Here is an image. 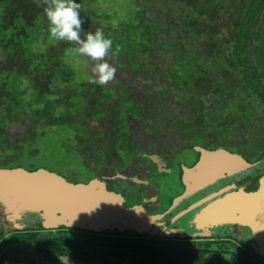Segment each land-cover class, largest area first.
<instances>
[{"label":"rangeland","instance_id":"obj_1","mask_svg":"<svg viewBox=\"0 0 264 264\" xmlns=\"http://www.w3.org/2000/svg\"><path fill=\"white\" fill-rule=\"evenodd\" d=\"M75 2L81 5L80 12L85 20L83 25L85 32L82 33V36L88 32H94L100 27L105 29V25L107 27L110 26L109 31L122 29V32H125L123 36L112 34V37H110L113 41V49L107 59L117 70L115 79L107 86L96 84L93 86L89 80L92 77L94 62L86 57L71 54L68 51L69 46L64 45V42L50 39L47 31V19L39 20L34 31L28 34L34 37V42L30 46H26L28 51H26L25 57L31 58L27 62L33 64L37 54H44L46 45L54 47L50 50H53L56 57L61 56L64 50L66 52L62 55V58L56 59L57 63L55 66L53 65L54 62L51 61V66H54L50 67L51 72H48L49 66H46L48 69L43 67V69L47 70L43 74L47 76L46 78L41 79L38 75L32 77L36 84L41 80V83L44 85L43 92L45 93H43V97L40 96L42 89L40 90L39 87L33 89L28 81L19 78L23 76L22 67H19V70L22 71L18 75H13L11 74L12 72L6 73V75H9L8 79H6L4 76L5 69L7 68L3 69V65H0L2 69L0 87L3 86V89H0V91H5L4 94H8L7 97H5L6 95L0 96V106L11 105L15 108L17 104L20 105L21 103V106L23 105V110H11L8 112L11 113V122L6 120L0 121L1 166L12 165V163L19 159L18 164L23 168H29L33 165L42 166V164L53 169L68 167L73 170V174H78V179L81 181L87 179L90 172H92L93 175L94 173L96 174L99 182L105 184L108 181L111 184H117V186L119 184L127 190L131 197L130 201L134 205L129 206L127 204L124 206L123 201L124 207L132 208L140 205L146 192H150V195L154 194L156 197H159L162 205L161 211H163V206L167 204L164 211L165 215L168 216L171 213L174 214V212L176 214L180 208H185L187 203H191L209 192L207 189L201 191L191 199L189 198L181 203L179 208H176L177 210L172 209L175 200L184 195V191L187 189L186 174L184 171L182 172V165L179 166L181 164L180 161L183 159L192 160L194 156L197 158L198 153L195 150L190 153H181V159L180 157H176V162H178L176 169L171 173H166L165 171L157 170L154 166H150L148 162L142 159V161L131 160V158L127 159L129 156H136L139 153L145 154L147 149L143 142L149 141L150 138L143 135L150 136L152 133L159 131L160 133L155 137L161 138L162 142H164V138H167L169 134L165 130L170 129L165 124L166 119L168 124L171 123L170 125H172L174 123L175 127H178V130H182L186 125V121L187 123L189 122L187 128L191 134L207 129L215 133L229 131L233 123L244 120L251 126L247 130L252 129L254 131L253 138L255 139V143L257 145L262 144V142L264 143V134L260 138V135H257L258 132H264L263 111H261V118H259L260 113L250 103V98L246 94L235 93L233 96L227 97L228 100L230 99L229 101L227 99L224 101L220 97L215 96V94L210 96V92L205 94V91L201 90V95L203 96L193 98L192 95L195 94V90H185L180 79L186 69H180L176 60L172 62V56L168 53L161 52L158 48H150L151 46L148 47L149 44L139 48L138 51L131 52L132 48L138 47V45L133 44L134 41L132 39H135V41L138 39L139 41V37L141 36L136 31H133V25L139 23V17H137L139 16L138 10L147 16L146 19L154 17V19L160 22L162 19H165L164 15L158 10L157 3L151 1L144 3L143 0H75ZM223 5L225 7L227 3L223 2ZM212 20L216 25L223 23L226 28H229L228 21L230 20H228V16L223 14V11L216 13V16ZM85 25L90 26L88 31L85 30ZM143 25L144 21L142 20V28ZM139 27L138 25V29ZM106 30H104V33H106ZM226 32L228 33V30ZM164 38L167 37H159V42L168 41V38L166 40ZM145 39L149 41L148 43H152V38L147 37V35ZM121 40H123L122 43H120ZM117 47L120 49L119 53L115 52ZM130 47L131 50L129 49ZM200 50L198 51L203 53ZM141 52L147 55L143 56ZM142 57L145 59L143 63ZM16 61L18 62V60ZM130 63L136 65L133 70L130 68ZM18 64L24 66L23 62H19ZM12 69L18 71L17 66ZM31 69H33L32 65H30ZM14 76L17 77L13 78ZM82 84H84V89L80 87ZM17 86L18 89L23 90L20 97L15 93L18 90ZM196 88L199 89L198 87ZM25 91L26 93L23 94ZM83 92L86 94L84 107L81 108L85 109L83 113L77 115L76 119L72 115L71 118L74 121L70 125L66 123L67 121L63 123L58 118L53 122L54 117H59L69 107L67 106L69 102L73 103L77 99V97H72L67 102L65 100L67 99L66 96L75 93L79 96ZM35 96L38 100H41L38 102ZM77 101L82 103L81 97ZM94 103L95 107H93ZM240 103L243 104L244 109L238 110ZM115 107H120L119 111ZM243 110H251L254 117H248L246 114H243ZM4 112L5 109L0 107V115L4 114ZM101 112L103 115L99 116L98 114ZM155 113H158V115ZM177 113L180 114L174 119V115ZM65 117L67 118L68 116ZM138 117L141 120L136 121ZM202 121L209 122L204 124ZM32 122H35V124ZM122 122L126 123L122 125ZM133 125L135 126L134 129L139 130V133L142 132V145H140L138 140L134 139L136 135L130 136L135 145H128L126 141H124L126 145L122 143V145L118 144L126 135L125 131L120 132L121 128L125 126L124 128L127 130L126 127L130 129ZM75 128L83 130V137L81 139L79 137L76 138V135L72 133V129ZM107 128H110L108 132ZM104 130V135H97L98 132ZM241 133L243 132L241 131ZM236 136L239 144L246 137L249 140V134L246 133L243 139L239 132ZM239 136L240 138H238ZM258 138L261 140H258ZM193 142L194 140L190 138L188 142L180 144V151H188L189 147L192 148L191 144ZM92 144L97 145L100 151L109 154L114 162L117 163H106L108 158L104 154H102V157H99V152L95 150ZM250 144L252 146L253 142H250ZM7 146H10V148L8 149ZM185 146L187 148L183 149ZM66 150L72 152L69 158H67ZM115 165L121 167H116ZM67 176L69 179H73L70 172L67 173ZM219 186H221L220 183L214 186V189L219 188ZM114 193L117 195L119 201L123 199L119 191L115 190ZM149 206L157 207L158 205L148 204V208H150ZM142 210L144 211L143 207ZM162 214L155 213L151 216L158 217V215ZM158 220L160 222L161 219ZM2 222L0 218V230L8 231L3 227ZM32 222L28 219L24 220L25 224H31ZM159 222L156 223L158 228H160ZM5 225L9 230H12L6 223ZM174 229H176V234L178 235L176 238L182 237V239L189 240L206 238L201 236L190 237L196 233L195 228L190 223V215L175 220L166 231L172 233L171 230ZM223 229L224 227H220L212 230L210 237H220L221 235H217L216 233ZM240 231L247 236L249 235L245 230L239 229ZM159 232V229L156 230V233ZM245 243L250 246V242ZM68 262L69 264H76L71 262V260H68ZM0 264H66V259H55L49 256L37 258L31 244L10 245L0 251ZM90 264L98 263L92 262ZM226 264L233 263L227 261Z\"/></svg>","mask_w":264,"mask_h":264},{"label":"trees","instance_id":"obj_2","mask_svg":"<svg viewBox=\"0 0 264 264\" xmlns=\"http://www.w3.org/2000/svg\"><path fill=\"white\" fill-rule=\"evenodd\" d=\"M169 1L171 0H155L154 2L157 3V6L160 5L158 8L163 10V7L169 4ZM223 2L227 3V6L224 7ZM174 3H176L175 0H172L170 5H168L169 10ZM221 11L230 20L228 21L229 28H226L223 23L216 25L212 20L216 16V13H220ZM137 12L139 13V16H137L139 20L142 19V11L138 10ZM169 13L171 12L169 11ZM185 13L186 15L189 14L187 18L182 17ZM173 16L175 24L168 21L167 25L165 23L166 20H161V25L169 29V36H166L168 38L167 42H159V36L167 30L156 32L155 28L160 22H157L155 19L145 21L143 28L142 23H135L133 31H136L141 36L139 37V41L138 39L137 41L132 39L135 42L133 44L138 45V47L134 45L136 48H132L133 50L130 47L131 52L138 51L139 48L149 44L148 47L151 46L150 48H158L159 51L168 53L172 56V62L176 60L180 69H186L180 78L185 90H195L196 96L201 95V90L207 89L210 91V93L208 92L209 95L215 94L216 96L218 94L217 97L220 98L227 95L231 90L242 92L250 98V103L256 107L257 112L260 113L259 118H261V111H263L262 115H264V0H191L183 13L182 9H179L177 17ZM138 25L140 26L139 29ZM226 30H228L229 34ZM225 32L226 34H224ZM146 35L152 38V43L146 41ZM23 43L24 41L21 42V44ZM199 49L203 53H200ZM26 51H28V48H24L22 57L25 59V67L20 64L17 65L18 71H14L16 73L13 75H17V72L20 73L22 70V75L27 72H30L31 75L32 73L38 74V70L42 71L44 70L43 67L46 68V66H49L48 72H51L50 67L55 66H51V57L45 56V54H37L36 60L32 64L31 62H27L31 58L25 57ZM141 54L143 56L147 55L142 52ZM144 61L145 59L142 57V63ZM30 65L33 67L31 70ZM135 66V64L130 63L132 70ZM3 67L5 68L4 63ZM19 67L23 69L20 71ZM1 73L2 69L0 70ZM6 73H8L7 70L4 77L8 79L9 75H6ZM16 77L14 76L13 78ZM19 78L23 79V76ZM28 82L31 84V88L35 89L39 87L40 90L42 89L40 96L43 97V93H45L43 92L44 85L37 86L34 80ZM83 85H80L81 89H84ZM92 85L94 86V84ZM0 89L3 88L0 87ZM179 89L184 91L181 88ZM36 90L38 91V89ZM22 91L18 89L15 93L20 97ZM4 92L1 91L0 95H6L5 97H7L8 94H4ZM71 95L66 96L67 99L65 100L67 102L72 97H77V99L81 97L82 103H79L77 99L73 103L69 102L67 104L69 107L59 117H54L53 122L58 118L63 123L67 121L66 123L70 125L74 121L71 118L74 112L79 111L83 113L85 109L81 108L84 107L86 94L83 92L79 96L76 93ZM231 96L233 94L229 97ZM192 97L194 98V95ZM22 107L23 105L21 106L20 103L15 108L21 109ZM93 107H95V103ZM120 107H115V109L119 111ZM3 108L5 109V113L2 114L1 121L6 120L11 122V113H8L10 112L9 108L6 109L5 106ZM240 109H244L242 103L238 105V110ZM243 114H246L248 117H254L251 110H243ZM98 115L103 114L101 112ZM65 116L68 117L66 118ZM32 123L35 124V122ZM248 127H251L248 122L239 120L231 125L229 131L214 133L216 136L212 141L216 143H211V147L207 148V150H220L231 147L228 146L231 144L229 140L237 142L236 135L239 132L242 139L245 133L249 134V140L246 137L240 141V144L237 142V148L239 147L243 152L246 151V153H248L247 151H250L251 154L255 153L256 158L261 157L264 155V143L262 142V144L257 145L253 138L254 131L252 129L247 130ZM82 132L83 130L81 131L79 128L72 129V133L76 135V138L79 137L81 139L83 137ZM262 134L264 132H258L257 135H260V138ZM259 138L258 140H261ZM235 142L231 144L234 150H236ZM250 142H253L252 146ZM121 143L126 145L125 142H118V144L122 145ZM217 144H220L219 146L221 147ZM195 146L201 148L199 147L200 145ZM71 153L70 150H66L67 158H69ZM102 154L106 157L108 155L106 152H102ZM111 160L108 159L106 163H117ZM249 161L253 162L254 160ZM5 167L8 169L23 168L19 164ZM40 167L42 166L34 165L26 169L35 170ZM47 170L60 174L63 178H68L65 174V169L61 172L58 169L48 167ZM248 176H245L244 181L242 180L243 182H246L247 179L251 181L246 185L245 191L254 190V186L257 183V176ZM93 179L92 174H90L85 180L81 181L76 177L74 180L71 179V182L87 183ZM0 218L3 221V227L8 230L6 231L7 233L0 230V251L10 245L31 244L37 258L43 256L55 259L68 258V260L76 264H90L92 262L98 264H226L227 261H231L233 264H260L259 260L254 258L252 252L248 250L240 239L233 235L212 236L202 238L201 240L168 239L157 236L119 234L117 232L92 233L72 227L43 230L38 222H32L25 229L18 231L9 230L6 227L1 209ZM226 232L228 233L229 231Z\"/></svg>","mask_w":264,"mask_h":264},{"label":"water","instance_id":"obj_3","mask_svg":"<svg viewBox=\"0 0 264 264\" xmlns=\"http://www.w3.org/2000/svg\"><path fill=\"white\" fill-rule=\"evenodd\" d=\"M193 150L198 153L196 163L190 167L181 166L186 174L187 189L175 200L172 209L179 208L181 203L201 191L207 189L209 192L187 203L176 214L172 210L174 214H170L169 223L190 215V223L196 230L192 238H209L211 231L220 227L245 230L249 233L251 250L264 260V175L258 179L254 192L246 193L233 184L216 190L214 186L219 181L242 173L247 162L226 150L198 147ZM0 209L7 226L18 231L29 225L24 223L28 219L38 222L43 230L72 227L92 233L178 237L176 229L168 233V227L161 228L159 224L158 228L156 223L160 218L145 214L142 203L132 208L124 207L123 199L119 201L97 178L87 183H73L69 178L42 168H0ZM164 215L165 211L162 218ZM158 229L160 232L156 233Z\"/></svg>","mask_w":264,"mask_h":264},{"label":"flooded vegetation","instance_id":"obj_4","mask_svg":"<svg viewBox=\"0 0 264 264\" xmlns=\"http://www.w3.org/2000/svg\"><path fill=\"white\" fill-rule=\"evenodd\" d=\"M146 1L154 2L155 0H146ZM146 1L143 0L144 3H146ZM171 2H172V0L169 1V4H166V6L163 7L164 11L161 8H158V10L164 15V17H165L164 20H166L165 23L167 25H168V21H169V23L175 24V22L173 21L174 20V18H173L174 16L173 15H175V18H176L177 15H178V10L179 9H182V13H183V11L186 9V6L189 5L191 0H175L176 3H174L172 8L169 10L168 5H170ZM162 4L164 5L163 2H162ZM159 6L160 5H158V7ZM151 11H152V9H151ZM169 11L171 13H169ZM188 16H189V14L186 15V13H185V15H183L182 17L183 18H187ZM45 18H46V16H45V13L43 11V6L40 5L39 0H0V65H3V63H4L5 67L7 68L5 70H7V71L9 70L8 72H12L11 74H15L16 72H14V70L12 69V66L14 68L15 66L19 65L18 64L19 62H23L24 65H25V59L22 58L23 54H24V48H27L26 47L27 45L30 46L31 43L34 42V37H31V35L29 36L28 34L32 33L34 31V29L36 28L35 26L37 25L39 20L45 19ZM146 18H147V16H145L144 13H143L142 19L138 20V22L142 23V20H143L144 23H145V21L154 20V17H152L151 19H146ZM157 22H160V21H157ZM161 22L155 28V31L159 32V31H162V30H167L164 34H161L159 37L169 36V33H168L169 29L167 27H164L163 25H161ZM105 26L106 27L103 30L107 29L106 33H104L106 38L110 39V37H112L111 36L112 34L117 35V36H123L125 34V32H122V29L109 31L108 29H109L110 26L109 27H107V25H105ZM100 28H102V27H100ZM89 29H90V26L89 25H87V26L85 25V30L88 31ZM23 39H26V40H23ZM22 41H24L23 44H21ZM122 41L123 40H121L120 43H122ZM36 42H38V41H36ZM64 45H66V46L68 45L69 46L68 50L71 47L74 46V45L68 44L67 42H64ZM18 48H19V51H18ZM53 48H52V46L48 47V45H46V47L44 48V50L46 49L44 51V54H45V56L51 57L52 61L54 62L53 65H56V63H57L56 59L57 58H62V55L66 52V50H64V52L61 54V56L56 57V56H54L55 54L53 53V50H50V49H53ZM20 59H21V61H20ZM16 60H18V62ZM26 67H28V66H26ZM3 69H4V67H3ZM45 69H48V68H45ZM45 69L42 70V71L38 70L39 71L38 74H33L32 73V75H31L30 72H27L26 74L23 75V79L25 81L33 80L32 77L34 75H38V76L41 77V79H44V78L47 77V76L43 75L44 72L47 71ZM0 70H1V68H0ZM17 75H18V72H17ZM38 80H40V79H38ZM36 85L37 86H43V84L41 83V80ZM203 91H205L204 93L210 92L207 89L203 90ZM0 93H1V91H0ZM25 93L26 92H23V94H25ZM194 93H195V91H194ZM235 93H239L240 94L242 92L231 90V91H229V93L227 95L221 96V98L224 101L226 99L228 100L227 97L230 96L231 94H235ZM213 95L214 94H211L210 96H213ZM197 96H203V95H196L194 97H197ZM216 96H218V94H216ZM4 106H5L6 109L9 108L10 111L11 110H13V111H19L20 110V109L13 108L11 105H9V106L8 105H4ZM4 106H0V107L3 108ZM21 110H23V107L21 108ZM80 114L81 113L79 111L78 112H74V118L76 119V116L80 115ZM155 114L158 115V113H155ZM179 114L178 113L175 114L174 115V119H176ZM1 116L2 115H0V121H1ZM138 120H141V118H139V117L136 118V121H138ZM165 122H166L165 124H167L168 128H170V129H166L165 130V131H168L169 134H168L167 138H164V142H162L161 138H156L155 137L158 133H160L159 131H156L155 133H152L150 136L149 135H143L144 137L150 138L149 141H147V139H146L147 142H145V141L143 142L145 148L147 149V151L145 152V154L139 153L136 156H134V155L129 156V157H127V159L131 158V160L136 159V160H139V161L144 160V161L148 162V164L150 166H154L157 170L165 171L166 173H168V172L171 173L178 166V162H176V160H177L176 157L177 158L180 157V159H181V155H180L181 153H183V152L184 153L192 152V150L194 148H196L195 145H200L199 147L207 150V148L211 147L210 146L211 143H213V144L216 143L215 141H212V140H214L216 135H214L215 132H213L211 130L209 131L207 129L205 131H199L198 133L191 134L189 129L187 128L188 124H189V122L187 123V121L185 122L186 125L182 128V130H178V127H175L174 123H172V125H170L171 123L168 124L167 123V119L165 120ZM207 122H209V121H207ZM207 122L205 121L203 123L205 124ZM125 123L126 122H122V125L125 124ZM210 125H211V123H210ZM124 127L121 128L120 132L125 131L124 133H126V135L119 142L126 141V143L128 145H135V143L133 142L132 138H130V136L136 135V137L134 139L138 140L140 145H142V132L139 133L138 129H134V127H135L134 125L130 129H129V127H126L127 130ZM1 129H2V127H1ZM109 130H110V128H107V132ZM104 133H105V130L101 131V132H98L97 135L98 136H102V135H104ZM189 137L194 140V142L191 144L192 148L191 147L188 148L189 152L187 150H185V151L181 150L180 151V149H181L180 144H182V143H184L186 141L188 142L190 140ZM208 139H210V140H208ZM234 142L235 141H230L231 144L234 143ZM236 143L237 142H235V149L236 150H234V148H233V146L231 144L228 145V146H231V147H226L225 149L222 148L220 150H226V151H228L231 154H237L238 156L243 158L247 162V164L249 166L247 165V168H245L242 171V173L235 174V175H233L231 177H228L227 179L219 181L218 183L221 184V186H219V188H223V187H225L228 184H233L235 187H242L243 191L246 192V193L254 192L258 188V179L262 175H264V155H262L259 158L258 157L256 158V154L255 153L251 154L250 151H247L248 153H246V151L243 152L242 149H240L239 147L237 148ZM92 145H94L95 150L99 152V157H102L103 156L102 155V151H100L99 148L95 144H92ZM153 145H155V146H153ZM217 145L219 146L220 144H217ZM219 147H221V146H219ZM7 148L9 149L10 146H7ZM186 148H187V146H185V148H183V149H186ZM149 149H150V151H149ZM79 158H80V156H79ZM107 158L110 159V160L112 159L109 154L107 155ZM18 160L16 162L13 161L14 163H12V165L18 164ZM152 160L156 161V162H153ZM196 160H197L196 156H194V158H192V160L190 159L189 161H186V162L184 160H181L180 161L181 164H179V166H181V165H184V166L186 165L187 166L188 165V167H190V166H192L193 164L196 163ZM249 160H254V161L250 162ZM12 165L8 164V167L12 166ZM4 167L5 166H1L0 165V168L8 169V168H6V167L4 168ZM30 167H32V166H30ZM48 167L49 166H45V164H42V167H40V168H42V169H44L46 171H49V170H47ZM116 167H121V166L116 165ZM9 169H11V168H9ZM22 169H26V168H22ZM36 169H38V168H36ZM55 169H58L61 172H63V169H65L67 173L70 172L72 177H73V180L76 177H78L77 173L73 174V170H71V168L58 167V168H55ZM49 172H52V171H49ZM66 172H65V174L67 176ZM53 173H55V172H53ZM55 174H57V173H55ZM90 174H92V172H90ZM258 174H259V176H258ZM57 175H60V174H57ZM248 175H251L252 177H256L257 176V179H256L257 183L254 186V190H248V191L246 190L245 191L244 189H245L246 185L249 184V182H251L250 179H247L246 182H243L244 181L243 179L245 178V176H248ZM251 176H248V177H251ZM92 177L93 178H97L95 173H94V175L92 174ZM239 182H241V183L238 184ZM105 185H106V188L108 190L112 191V192H115V190H117V192L119 191V193L121 194V196L123 198L124 206H126L127 204H129V206H133L134 205V203L130 201L131 200L130 195L128 194L127 190L123 186H121L119 184L117 186V184H111L108 181H107V183H105ZM148 204L149 205L157 204L160 207H158V206L157 207L156 206H151L150 207L149 206L150 208H148ZM142 207H143V209L145 211V214H147L148 216H151L152 214H155V213H158V214L161 213L162 214L164 212V208H163V211L160 210L162 205L160 203L159 197L158 196L156 197L154 194L150 195V192H148V193L146 192L145 197H143V199H142ZM163 207H167V204L164 205ZM151 208H152V210H151ZM158 217L161 219L160 220V224L162 225L161 228L165 227V226L169 227V225H170L169 221L172 218L171 215L165 216L164 218H162V215H158ZM240 230H242V229H240ZM226 231H229V232L227 233ZM216 234L217 235H221V236L222 235L223 236L224 235L236 236V238H239L240 241L248 248V250L250 252H252L254 258L259 260L260 264H264V260L261 259L255 252H253L251 250V246H249V245H247L245 243V242H250L248 240L249 239V235L248 236L245 235V233H243L242 231L239 232V228H237V227L224 228L223 230L217 231Z\"/></svg>","mask_w":264,"mask_h":264},{"label":"clouds","instance_id":"obj_5","mask_svg":"<svg viewBox=\"0 0 264 264\" xmlns=\"http://www.w3.org/2000/svg\"><path fill=\"white\" fill-rule=\"evenodd\" d=\"M48 21L49 38L74 45L68 51L76 56L86 57L94 62L90 83L107 86L115 79L116 68L109 63L108 57L113 49V41L106 38L104 30L84 33V17L81 5L75 0H39ZM120 49H115L119 53ZM66 264H69L66 258Z\"/></svg>","mask_w":264,"mask_h":264}]
</instances>
